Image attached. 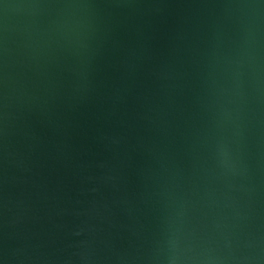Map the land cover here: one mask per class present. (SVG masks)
<instances>
[{"label":"water","instance_id":"95a60500","mask_svg":"<svg viewBox=\"0 0 264 264\" xmlns=\"http://www.w3.org/2000/svg\"><path fill=\"white\" fill-rule=\"evenodd\" d=\"M0 264H264V0H0Z\"/></svg>","mask_w":264,"mask_h":264}]
</instances>
